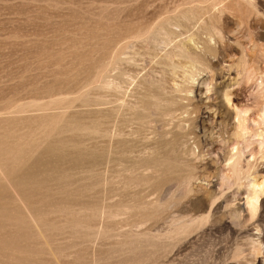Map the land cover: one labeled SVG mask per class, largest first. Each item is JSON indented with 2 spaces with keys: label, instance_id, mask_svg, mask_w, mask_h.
Here are the masks:
<instances>
[{
  "label": "rangeland",
  "instance_id": "obj_1",
  "mask_svg": "<svg viewBox=\"0 0 264 264\" xmlns=\"http://www.w3.org/2000/svg\"><path fill=\"white\" fill-rule=\"evenodd\" d=\"M263 116L264 0H0V264H264Z\"/></svg>",
  "mask_w": 264,
  "mask_h": 264
},
{
  "label": "bare ground",
  "instance_id": "obj_2",
  "mask_svg": "<svg viewBox=\"0 0 264 264\" xmlns=\"http://www.w3.org/2000/svg\"><path fill=\"white\" fill-rule=\"evenodd\" d=\"M180 42V41H179ZM181 44V43H180ZM178 45V44H177ZM180 45H178V46H175V47H179ZM184 46V45H183ZM184 50V49H183ZM171 51V50H170ZM171 53V52H170ZM138 87V86H137ZM137 87H136V89H137ZM204 87V86H203ZM217 87H215V89H216ZM135 89V90H136ZM133 91H134V89H132ZM214 90V89H213ZM139 91V90H138ZM138 91H134L135 92V97H138L139 95L138 94H136ZM199 94L202 92V87L200 86L199 87V89H198V91H197ZM138 93H140V92H138ZM131 95H133L132 93H131ZM205 95V94H204ZM218 96V95H217ZM223 96V95H222ZM221 96V98H223ZM133 97H134V95H133ZM207 98H209V96H207ZM206 98V99H207ZM227 98V97H226ZM136 99H138V100H136V102L138 101L139 102V97L138 98H136ZM224 99V98H223ZM141 100V99H140ZM205 100V99H204ZM217 100V99H216ZM221 100V99H220ZM227 100L228 99H226V100H224V104H222L223 102H220L222 105V109H223V112L222 113H220V115H221V119L223 118V119H227V118H234V122H233V130H234V135H236V137H241V136H245L247 133V129H248V126H249V118L247 117V111H244V110H239V109H237V108H232L231 107V105H229V103H227ZM131 101V100H130ZM210 101V100H209ZM132 105H133V102H135V101H133V99H132ZM140 104L141 103H144V101H143V99H142V101H140L139 102ZM138 104V103H137ZM140 104H139V106H140ZM129 105V104H128ZM137 106V105H136ZM129 107H131L130 105H129ZM133 107V106H132ZM134 107H135V105H134ZM127 108V107H126ZM125 108V109H126ZM221 108V107H220ZM130 109V108H129ZM130 110H133V108L132 109H130ZM209 110V109H208ZM217 110V109H216ZM213 112V111H212ZM96 116V115H95ZM214 116V118H216V117H218L219 115H218V113H216L215 112V114L213 115ZM264 117V116H263ZM262 117V118H263ZM81 119V118H80ZM84 119V118H83ZM225 119V120H226ZM74 120V119H73ZM79 120V119H78ZM88 120H90L89 118H88ZM97 121H99L98 119H96ZM95 120V121H96ZM79 121H81V120H79ZM94 120H90L88 123L86 122V121H82V122H84V123H78L77 121V123H76V125L75 124H71L72 126H70V124L68 125L69 126V129H67L68 131H70V132H74V131H72V130H76L77 132H79L78 130H83V131H87L86 129H91V128H95V125H92L91 126V124L92 123H96ZM263 121V120H262ZM73 123H74V121H72ZM98 124H99V122H97ZM99 126V125H98ZM96 127H97V124H96ZM250 127V126H249ZM98 129V128H97ZM88 130V131H89ZM92 130V129H91ZM93 132V131H92ZM96 132V131H95ZM75 133V132H74ZM73 133V134H74ZM246 133V134H245ZM259 133V132H258ZM72 134V135H73ZM245 134V135H244ZM262 135V134H261ZM247 136V135H246ZM245 136V137H246ZM235 137V138H236ZM244 137V138H245ZM236 139H238V138H236ZM72 141V140H71ZM67 141V142H62V141H60L59 143H57V145H53V143H51V145L52 146H50V144H49V146H50V148L49 147H47V149H48V152L46 151V154L49 156V157H47L48 158V160L47 159H45V160H47V162L46 163H44V165L42 164V162H41V160H43V159H41L40 161H39V163H41V165H43V166H46L47 167V169L49 170V172L51 173V170H52V172H53V170H54V172H55V170L57 169V171H59V169L60 168H64L65 169V167L67 168V169H69V166L67 167L66 165H68V161H69V159L71 158V160H72V158H80V157H83V160H87L88 159V157H92L93 156V152H91L90 151V148L89 149H87V148H83L82 146V148L80 147V145H76V143L74 142V141ZM76 142H78V141H76ZM59 144V145H58ZM109 149H108V153L107 154H109V152H110V154L112 153V149H110V147H108ZM157 148H159V147H157ZM92 150V149H91ZM159 149H156V152L157 153H159L160 154V157L157 159V161H156V164H155V166H157V167H162V166H164L166 163H168L167 161L169 160L170 161V159H168V155L163 151V152H159L158 151ZM235 150H237L236 149V147H235ZM170 152V151H169ZM233 152V151H232ZM234 152H236V151H234ZM109 154V155H110ZM167 156H166V155ZM233 154V153H232ZM236 155V154H235ZM235 155H233V156H235ZM237 156V155H236ZM108 157V156H107ZM167 157V158H166ZM233 158V161H234V157H232ZM38 160H39V158H37ZM236 159H237V157H236ZM68 160V161H67ZM78 160V159H77ZM77 160H73V162L75 161V163H77L76 161ZM80 160V159H79ZM78 160V161H79ZM83 160H80V162L82 163L83 162ZM33 161H36V160H33ZM44 161V160H43ZM66 161V162H65ZM107 161H108V159H107ZM68 162V163H67ZM33 163V162H32ZM65 163H67V164H65ZM72 163V162H71ZM74 163V164H75ZM83 163H85V162H83ZM82 163V165H84ZM1 164V163H0ZM33 164H35V163H33ZM33 164H32V167H33ZM87 164L89 165V163L87 162ZM230 164L232 165L233 163H231L230 162ZM236 164H237V162H236ZM235 164V165H236ZM238 164H239V162H238ZM41 165H40V167H39V165H37L38 167H39V169H38V167H37V169L38 170H40V168H43V167H41ZM65 165V166H64ZM82 165H80V166H82ZM169 165H170V162H169ZM57 166V167H56ZM73 166H75V165H73ZM84 166H86V165H84ZM83 166V167H84ZM229 166V165H228ZM234 166V165H233ZM238 166V165H237ZM89 168H90V166H88ZM88 167H86V168H88ZM235 167V166H234ZM60 169V171L62 172L64 169ZM70 168H71V165H70ZM85 168V167H84ZM7 169V170H6ZM44 169H45V167H44ZM10 170V169H9ZM37 170V171H38ZM42 171H43V169H41ZM235 170H236V167H235ZM235 170H233L234 172H235ZM237 170H238V168H237ZM60 172V174H62ZM237 172V171H236ZM239 172V171H238ZM237 172V173H238ZM12 173V172H11ZM10 173V171L8 172V168L6 167L5 169H4V167L2 168L1 166H0V178L2 179V180H0V181H2L1 183H5L6 185L8 184V183H10V182H12V179H13V181H15L16 182V180H14V178H10V176H9V174H11ZM236 173V174H237ZM241 173V172H240ZM51 175H52V173H51ZM56 175H59V172H58V174H57V172H56ZM62 175H60V176H58V177H61ZM244 175L242 174V177H243ZM12 177V176H11ZM16 177V176H15ZM22 177V176H21ZM52 177H57V176H55V175H53ZM12 183H14V182H12ZM248 183H249V181H248ZM4 184V185H5ZM15 184V183H14ZM16 185V184H15ZM254 185V184H253ZM11 186V185H10ZM199 186H201V185H199ZM198 186V187H199ZM252 186V185H251ZM263 186V185H262ZM18 187V186H17ZM196 187V186H195ZM202 187V186H201ZM200 187V188H201ZM250 188V189H249ZM248 189H249V191H248V194H247V196H246V203H247V205L252 209V208H254V209H256L255 207L257 206V204H258V199H259V195H258V192H260V191H256V189H257V187L255 188V185H254V187L252 186V188L251 187H249ZM254 188H255V190H254ZM7 189V188H6ZM191 189V188H190ZM191 190H193V189H191ZM11 191H12V194L14 195V197L16 198V204L18 205H16L17 206V208L19 207L20 209H21V211H24L23 213L24 214H26L27 215V218L26 219H29V221H32V224H33V226H35L34 225V222H35V218H34V216H33V209H32V207H31V205H30V207H31V209H32V211H31V209L28 207L29 205H28V200H26V198H25V195L23 196V194H22V192H20V190L18 189V188H16V186L14 187L13 185H12V187H11ZM247 191V190H246ZM247 193V192H246ZM26 200V201H25ZM246 205V206H247ZM15 206V205H14ZM18 208V209H19ZM251 209L249 210V211H251ZM14 210V209H13ZM9 212H11V211H9ZM8 212V213H9ZM10 214V213H9ZM25 216V215H24ZM38 217V216H37ZM38 220V219H37ZM25 225H27V224H25ZM31 226V225H30ZM36 227V226H35ZM23 229V228H22ZM26 229V228H25ZM24 229V230H25ZM28 229V228H27Z\"/></svg>",
  "mask_w": 264,
  "mask_h": 264
}]
</instances>
